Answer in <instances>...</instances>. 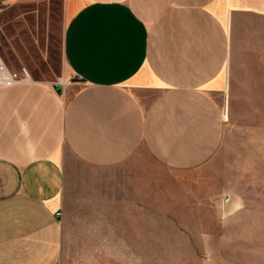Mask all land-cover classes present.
Returning a JSON list of instances; mask_svg holds the SVG:
<instances>
[{"label": "crops", "instance_id": "crops-1", "mask_svg": "<svg viewBox=\"0 0 264 264\" xmlns=\"http://www.w3.org/2000/svg\"><path fill=\"white\" fill-rule=\"evenodd\" d=\"M63 1L78 81L0 87V264L58 263L68 154L108 169L141 151L175 170L209 164L238 90L242 26L264 19V0Z\"/></svg>", "mask_w": 264, "mask_h": 264}, {"label": "rangeland", "instance_id": "rangeland-1", "mask_svg": "<svg viewBox=\"0 0 264 264\" xmlns=\"http://www.w3.org/2000/svg\"><path fill=\"white\" fill-rule=\"evenodd\" d=\"M0 54L62 88L63 0H0ZM247 20V19H246ZM234 106L207 165L175 170L145 151L112 168L68 154L57 264H264V19L242 26Z\"/></svg>", "mask_w": 264, "mask_h": 264}, {"label": "built area", "instance_id": "built-area-1", "mask_svg": "<svg viewBox=\"0 0 264 264\" xmlns=\"http://www.w3.org/2000/svg\"><path fill=\"white\" fill-rule=\"evenodd\" d=\"M33 80V76L26 66L19 69L10 68L0 54V87H8Z\"/></svg>", "mask_w": 264, "mask_h": 264}, {"label": "water", "instance_id": "water-1", "mask_svg": "<svg viewBox=\"0 0 264 264\" xmlns=\"http://www.w3.org/2000/svg\"><path fill=\"white\" fill-rule=\"evenodd\" d=\"M0 4H1V2H0ZM55 88L57 89V90H61L62 89V87L60 86V85H55Z\"/></svg>", "mask_w": 264, "mask_h": 264}]
</instances>
